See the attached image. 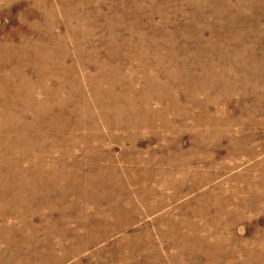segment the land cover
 Here are the masks:
<instances>
[{"label":"rangeland","instance_id":"rangeland-1","mask_svg":"<svg viewBox=\"0 0 264 264\" xmlns=\"http://www.w3.org/2000/svg\"><path fill=\"white\" fill-rule=\"evenodd\" d=\"M0 264H264V0H0Z\"/></svg>","mask_w":264,"mask_h":264}]
</instances>
